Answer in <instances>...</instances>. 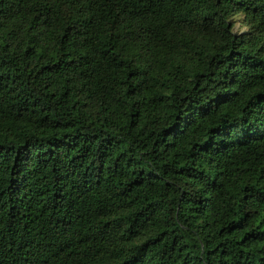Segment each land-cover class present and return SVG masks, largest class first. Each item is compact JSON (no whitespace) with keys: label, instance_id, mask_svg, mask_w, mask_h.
<instances>
[{"label":"trees","instance_id":"16d2710c","mask_svg":"<svg viewBox=\"0 0 264 264\" xmlns=\"http://www.w3.org/2000/svg\"><path fill=\"white\" fill-rule=\"evenodd\" d=\"M0 264H264V0H0Z\"/></svg>","mask_w":264,"mask_h":264},{"label":"rangeland","instance_id":"374dc122","mask_svg":"<svg viewBox=\"0 0 264 264\" xmlns=\"http://www.w3.org/2000/svg\"><path fill=\"white\" fill-rule=\"evenodd\" d=\"M236 29H238V27H236ZM240 31H241V29H240Z\"/></svg>","mask_w":264,"mask_h":264}]
</instances>
